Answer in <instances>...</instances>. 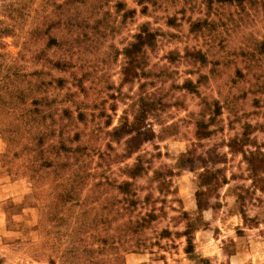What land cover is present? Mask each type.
Segmentation results:
<instances>
[{
  "label": "rangeland",
  "instance_id": "rangeland-1",
  "mask_svg": "<svg viewBox=\"0 0 264 264\" xmlns=\"http://www.w3.org/2000/svg\"><path fill=\"white\" fill-rule=\"evenodd\" d=\"M263 39L264 0H0V264H264Z\"/></svg>",
  "mask_w": 264,
  "mask_h": 264
},
{
  "label": "trees",
  "instance_id": "trees-1",
  "mask_svg": "<svg viewBox=\"0 0 264 264\" xmlns=\"http://www.w3.org/2000/svg\"><path fill=\"white\" fill-rule=\"evenodd\" d=\"M153 37V34L150 33L147 30H143L138 34V38L140 39V41L149 43L150 39ZM145 43V44H146ZM262 45L264 46V39L262 41ZM137 47V45H136ZM128 56H129V62H132V50L128 51ZM151 103L148 100L142 99L140 102V107L137 111V113L134 115V119L132 120V122L130 123L129 127L126 129L125 133L127 134H137L139 136H142L144 139H149L147 136L150 135L152 133L151 129L149 127H147V116L148 114H150V108ZM247 139H246V135H244L243 137H241V146L246 145L247 143ZM237 142L233 141L230 144V149L232 151H236L242 154V156L245 158L246 163L248 165V170L250 172L251 178L254 181H257L260 177L261 174H264V155H260L258 156L254 151H245L243 149H236L237 147H235V144H237ZM140 172V167L138 162L135 163L132 167L127 168V174L133 178L136 175H138ZM256 179V180H255ZM264 178H260L259 182H262ZM261 191L264 192V187H261L260 189ZM134 202V200L129 201V204H132ZM156 215L154 214V209L150 210L149 212H147L144 216H139L136 219L132 220L129 219L128 220V224L130 225L129 227H142L145 224H147V222H149L147 220V218H149L150 220L155 219ZM167 232V231H165ZM167 234V233H165ZM188 252V251H187ZM116 255V258L118 257L117 252L114 253ZM115 258V259H116ZM118 259V258H117Z\"/></svg>",
  "mask_w": 264,
  "mask_h": 264
}]
</instances>
